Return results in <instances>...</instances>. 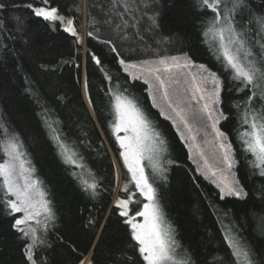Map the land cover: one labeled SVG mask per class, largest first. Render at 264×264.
<instances>
[{
  "label": "trees",
  "instance_id": "16d2710c",
  "mask_svg": "<svg viewBox=\"0 0 264 264\" xmlns=\"http://www.w3.org/2000/svg\"><path fill=\"white\" fill-rule=\"evenodd\" d=\"M248 2L243 22L249 35L259 39V26L253 28L251 20L252 14L264 12V0ZM0 3L6 5L0 9V143L4 127L19 135L55 217L37 227L44 241L33 249L37 264H80L82 259L92 264H146L134 247L127 218L113 204L118 174L111 149L121 160L112 131L115 94L134 100L165 141L164 170L149 180L157 189L165 221L174 229L177 257H190L193 264H245L242 255L234 254L229 241H235L251 249L255 264H264V175L241 140L248 126L242 125L236 108L239 103L242 109L253 91L257 96L252 106L264 107V91L260 82L237 90L243 85L215 59L211 38L202 35L213 14L200 0H128L127 10L123 4L118 9L123 16L111 10L113 0H49L73 21L77 35L66 31L64 23L35 17L27 5L41 6L38 0ZM90 53L100 57L102 65ZM178 55L205 65L224 83L220 108L229 119L222 120L220 128L233 148L244 197L224 196L198 170L173 121L153 103L149 83L119 63ZM45 121L76 153L77 165L65 162ZM123 177L126 182L127 174ZM85 180H95V194L85 190ZM3 199L0 190V264H31L26 256L29 237L12 227L20 215L10 213ZM141 205L132 203V214Z\"/></svg>",
  "mask_w": 264,
  "mask_h": 264
},
{
  "label": "snow or ice",
  "instance_id": "6c2138e0",
  "mask_svg": "<svg viewBox=\"0 0 264 264\" xmlns=\"http://www.w3.org/2000/svg\"><path fill=\"white\" fill-rule=\"evenodd\" d=\"M41 6L27 5L33 12V15L42 18L52 24L57 22L66 25L65 30L77 35L73 27V21L59 14L56 7L50 6L49 0H38ZM201 5L212 12V16L204 23V37L211 38V44L215 48V59L220 61L225 71H231V79L240 82L243 88L237 90L243 91L250 85L261 83L264 91V12L252 14L251 24L253 28L259 26V31L255 36H250L248 29L243 22L247 17H243L246 9L250 10L248 0H200ZM123 4L125 10L128 9V0H113L111 10L123 16L124 13L118 9ZM6 5L0 3V9ZM243 17V19H238ZM119 27V25H117ZM89 36L92 33H88ZM111 44V41L107 42ZM259 45V48H256ZM112 51H115L113 46ZM90 57L97 65H102L100 57L90 53ZM259 57V62L257 60ZM183 60V63L181 62ZM120 64H125L121 59ZM148 63V62H146ZM159 66L149 67L146 71L154 76L155 83L152 87L159 90L162 99L166 101L168 107L175 117L169 116L168 119L173 123H181L189 133L193 132V127L189 123V116L198 121L205 136L211 135L212 141L208 142L213 147L214 154L219 152V163L224 165L227 170L233 167L234 159L230 151V145L226 142V133L217 125L221 120L227 121L229 117L225 115L219 106L222 103L221 92L224 90V83L220 77L200 64L199 69L203 70L198 73H192L191 67L194 62L186 55L184 57L161 58L157 62ZM135 68L136 65H130ZM187 69V85L176 93V100L173 101L170 96L169 84H180V80H173L175 72ZM128 71V67L125 68ZM162 73H168L166 80ZM112 79L111 76L108 77ZM257 93L253 91L250 96L243 102V108L239 103L236 108L240 110V120L242 125L248 127L240 134L243 144L248 152L255 156V166L261 169V175H264V107H253L254 98ZM89 103H92L89 97ZM155 103V97H153ZM186 105V107H182ZM115 120L112 124V131L118 141L122 151L119 155L122 157L124 165L128 172L131 173V180L137 192L129 193L126 187L123 191L128 193L127 199H118L116 204L122 217H126L125 223L130 226L131 238L136 242L134 247L138 248L146 264H177V252L179 247L175 240L174 229L163 219V213L158 204L157 189L150 182L149 176L145 171L144 162L152 163L154 170L157 169L155 163L158 155L165 150V141L161 138L160 133L151 128L150 121L144 112L137 107L134 100L115 94ZM46 112V110H44ZM47 123V121H45ZM52 133V138L57 142L60 154L66 163L77 165L75 152H70L61 134L51 123H47ZM210 129V131H208ZM4 140L0 143V190L4 193L2 201L4 207L10 210V213H21L22 215L15 218L13 228L17 229L24 237H29L32 243L27 245L26 256L31 264H37L34 259L33 249L43 244L44 241L38 235V230L32 225V221L40 223L38 217L43 214L47 220L54 219V213L51 208V201L47 199V193L42 186V181L34 176L35 169L30 166L26 159V152L23 150V142L19 139L17 133H9L8 129H2ZM123 132L124 135H120ZM191 139L196 140V135ZM199 149V156L204 161L205 167L211 171L212 176L217 172L221 173L220 191L224 196L244 197L247 193L235 178L229 179L224 175L223 170H212L208 164V158L204 151ZM83 167V165H79ZM86 191L95 194L97 183L93 180L89 183L83 181ZM139 196L146 199L143 203L142 210L129 216V205L135 203L133 197ZM14 197V198H13ZM136 217H142V222L137 221ZM26 226V227H25ZM45 229L47 224L44 225ZM235 248V255H241L245 259V264H255L252 251L247 246H241L238 242L229 241ZM84 264V260L80 261ZM89 264H92L89 261ZM179 264H193L191 258L186 261H180Z\"/></svg>",
  "mask_w": 264,
  "mask_h": 264
},
{
  "label": "rangeland",
  "instance_id": "374dc122",
  "mask_svg": "<svg viewBox=\"0 0 264 264\" xmlns=\"http://www.w3.org/2000/svg\"><path fill=\"white\" fill-rule=\"evenodd\" d=\"M85 35L86 33H84L83 35V41H85ZM176 57H184V55H178ZM161 58H170V57H161ZM152 59V60H148V61H142V62H135V63H125L124 66L125 68L128 67V72L135 77H139L142 78L144 80H146L149 83V89H150V93L153 97H155V104L157 105V107L162 111V113L166 116H173L175 117V113H173L171 111V109L168 107L166 101H164L162 99V94L159 90H157L156 88L152 87V85L155 83V79L153 75H150L146 69L149 67H157L158 65V61L159 59ZM148 62V63H146ZM181 62L183 63V60H181ZM130 65H136L135 68L130 67ZM199 65L195 64L194 67H191V72L192 73H198L201 72L203 70L199 69L198 67ZM187 69L182 70L180 72H175V74L172 76L173 80L179 79L180 80V84H175V83H171L169 84V90H170V96L171 99L173 101L176 100V95L173 93H176L178 90H182L183 88H185L187 85L185 84V80L187 79L186 73H187ZM163 77L168 80L169 74L168 73H162ZM83 93L84 96L86 98V90H85V78H83ZM182 107H186V105H182ZM220 107V106H219ZM177 119V123H174V125L176 126L177 130L179 131L180 135L182 136V138L186 141L189 149H190V153H191V157L193 159V161L195 162V164L198 167V170L200 172H202L204 175H206L207 177H209L212 181H214L218 187L220 188V181H221V173L220 171L217 172V175L214 177L211 175V171H209L205 165H204V161L201 159V157L199 156V149L196 148V145L199 144L200 145V149H202L204 151L205 156L208 158V164L212 166V170H216V169H220L223 170V173L225 176H227L229 179L235 178L236 179V174H235V159H234V152H233V148L231 146V144L228 141V138L226 137V142L230 145V151L231 154L233 156L234 159V163H233V167L232 169L229 171L225 168L224 165L219 163V152H216L214 154L213 152V147L210 143V141H212V136L208 135L205 136L204 133L202 131H198L201 128V125L198 121H196L195 119H193L191 116H189V123L192 125L193 127V132L189 133L188 130L178 121ZM173 121V120H172ZM222 121V120H221ZM221 121L219 122V124L217 125L220 128V124ZM221 129V128H220ZM210 131V129L208 130ZM120 135H124L123 132L120 133ZM192 135H196V140L193 141L191 139ZM208 141V142H206ZM111 149V148H110ZM122 151V149H121ZM111 152L113 153V156L115 158L116 164H117V174H118V186H117V190H116V195L114 197L113 200V204L115 206H117L116 201L118 199H127L128 198V193H125L123 190L127 187L129 190V193H135L137 192L136 188L133 185V182L131 180V173L128 172L126 166L124 165L123 159L121 157V160H119L113 150L111 149ZM166 156V149L161 152L155 163L157 164V169L154 170L152 167V163L145 161L144 162V166H145V171L148 174V176H151L153 178H157L159 177L164 168H163V160ZM127 174V181L125 182L124 180V174ZM237 180V179H236ZM132 188V189H131ZM123 194V195H121ZM126 196V197H124ZM136 196H138L139 198L136 199ZM136 196L133 197V200L136 201L135 204H138L139 202L143 203H147L146 199H144L143 197L139 196V194H137ZM14 198V197H13ZM131 204L129 205V216H132V212H131ZM159 204V202H158ZM142 205H141V209L142 210ZM118 207V206H117ZM160 207V206H159ZM20 216L22 215L21 213H18ZM40 223H36V221H32V225L34 227H38L40 226L42 223H44V221L46 220V217L41 214V216L38 217ZM137 221H141L142 222V217H136ZM164 219V217H163ZM165 220V219H164ZM168 224V223H167ZM26 227V226H25ZM30 239V238H29ZM30 242L32 243L31 239ZM177 259V264H179L180 261H182L181 259H179L178 257H176ZM89 260H87L84 264H88Z\"/></svg>",
  "mask_w": 264,
  "mask_h": 264
}]
</instances>
